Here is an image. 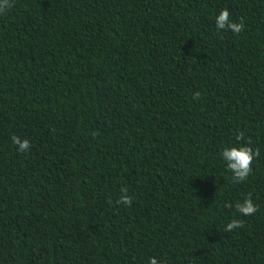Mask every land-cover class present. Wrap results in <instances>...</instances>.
I'll use <instances>...</instances> for the list:
<instances>
[{"label": "trees", "instance_id": "16d2710c", "mask_svg": "<svg viewBox=\"0 0 264 264\" xmlns=\"http://www.w3.org/2000/svg\"><path fill=\"white\" fill-rule=\"evenodd\" d=\"M225 8L238 35L215 28ZM234 143L258 153L242 182L220 158ZM247 197L257 211L239 216ZM154 255L264 264V0H14L0 13V264Z\"/></svg>", "mask_w": 264, "mask_h": 264}, {"label": "clouds", "instance_id": "9594fccd", "mask_svg": "<svg viewBox=\"0 0 264 264\" xmlns=\"http://www.w3.org/2000/svg\"><path fill=\"white\" fill-rule=\"evenodd\" d=\"M14 6V0H0V13H4ZM213 22L217 30L229 31L234 35H238L244 29L243 22H236L232 19L231 13L228 9L219 11L213 17ZM243 133L240 134L238 140L243 139ZM11 142L14 144L20 153H24L31 148L28 139L17 135L11 137ZM247 143H234L222 148L220 158L224 163L227 171L237 182H242L248 178L252 172V163L257 155ZM118 203L130 206L132 198L127 195L125 189L121 190ZM239 216H251L257 211V206L251 197L244 198L235 205ZM242 227L239 219L233 218L226 225H224L225 232H232L234 229ZM147 264H166L165 260L159 256H151L148 258Z\"/></svg>", "mask_w": 264, "mask_h": 264}]
</instances>
